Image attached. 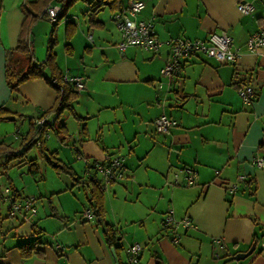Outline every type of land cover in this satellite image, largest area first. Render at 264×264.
I'll list each match as a JSON object with an SVG mask.
<instances>
[{"label": "crops", "instance_id": "crops-1", "mask_svg": "<svg viewBox=\"0 0 264 264\" xmlns=\"http://www.w3.org/2000/svg\"><path fill=\"white\" fill-rule=\"evenodd\" d=\"M29 1L0 0V106L9 111L0 119V141L12 149L20 148L27 133L25 119L28 130L57 96L44 77L13 90L4 78L6 53L16 46ZM120 1L123 7L127 3ZM143 1L137 17L153 21L162 42L155 51L118 48L115 11L108 7L95 14L96 22H90L88 8L70 12L74 5L55 21L39 17L29 37L33 60L42 62L51 53L62 76L84 78L72 102L80 117L64 111L67 140L61 148L49 129L46 154L53 152L81 178L92 172L101 182L95 162L115 155L124 160V177L104 184V221L115 229L120 247L107 243L103 223L93 213L84 214L90 209L87 188L69 176L72 182L43 187L33 215L0 210V264H128L133 243L141 246L137 264H228L251 246L253 251L238 261L264 264V167L252 161L264 160V45L255 52L245 46L251 33L264 29V0ZM244 1L253 4L251 12L238 9ZM68 20L75 24L69 39ZM213 31L231 38V48L238 49L235 61L221 63L199 53L171 76L161 74L169 40L205 38ZM242 84L253 88L250 103L238 94ZM161 114L176 126L157 131L153 122ZM25 155L12 161L23 163ZM185 165L195 171L193 184H186ZM7 168L2 165L0 174H8ZM31 175L42 178L40 167ZM240 175L245 182L238 181ZM232 182L238 186L229 192ZM8 184L28 194L10 178ZM169 211L175 223L164 225ZM185 216L192 225L180 222ZM33 239L38 252L20 248Z\"/></svg>", "mask_w": 264, "mask_h": 264}, {"label": "built area", "instance_id": "built-area-1", "mask_svg": "<svg viewBox=\"0 0 264 264\" xmlns=\"http://www.w3.org/2000/svg\"><path fill=\"white\" fill-rule=\"evenodd\" d=\"M143 7V0H127L122 10H117L112 13V18L120 32V39L116 44L118 48L124 49L127 45H134L146 50L155 51L161 45L162 42L158 39L154 31L153 21L151 19H140L137 17V14ZM238 9L241 12L249 13L253 10V4L246 1L240 2L238 4ZM43 12L47 19L55 21L60 12V6L58 4L49 3L43 8ZM167 43L169 45V56L160 69L161 74L167 76H171L179 69L183 60L199 53L212 56L221 63L233 62L238 55V49L231 48L232 40L225 31L210 32L205 38L188 39L176 37L169 40ZM263 45L264 29L251 33L245 43L246 48L252 52L257 51ZM62 78L63 81L72 83L77 91L82 90L84 87V78L81 75H64ZM52 83L57 85L55 79L52 80ZM238 94L244 103L252 102L255 96L252 86L248 84L240 85ZM153 123L155 129L159 132H165L177 124L174 119L165 114L156 117ZM41 124H45V132L47 135L51 121L45 117L36 119V125L40 126ZM37 144H39V142H37ZM252 161L258 166L264 167V160L262 158L255 157ZM93 169L96 173L101 175V180L104 184L119 180L125 175L124 164L120 156H113L106 160L95 162ZM182 171L186 178V184H193L195 178L194 169L185 165L182 167ZM92 174V172H88L87 176L91 177ZM238 181L245 182L246 177L240 175ZM237 186V182L229 183L226 190L233 192ZM0 199L8 202V212L10 215H15L18 212H23L25 215H28L36 212V207L34 205L36 198L34 196L22 197L16 190H12L8 185L4 186L2 191H0ZM84 214L90 217L92 212L88 209ZM163 221L164 225L175 223L171 211L165 214ZM180 222L185 226L192 225L191 219L187 216L183 217ZM260 239V249L264 254V233ZM127 249L129 252L128 264H137L139 252L141 250L140 244L133 243L128 246ZM228 264L241 263L234 259Z\"/></svg>", "mask_w": 264, "mask_h": 264}, {"label": "trees", "instance_id": "trees-1", "mask_svg": "<svg viewBox=\"0 0 264 264\" xmlns=\"http://www.w3.org/2000/svg\"><path fill=\"white\" fill-rule=\"evenodd\" d=\"M53 0H31L28 4L24 5L23 10L25 12V18L21 26V30L18 36L16 46L11 48L6 53V63L4 68V78L8 87L13 90L20 83L33 78L44 77L48 82L55 86L57 96L53 105L48 108L40 117L48 119L49 115L54 114V118L51 121L49 129H53L61 142L67 140L68 134L62 115L65 110L71 112L76 118L80 116L75 115L72 108V102L76 99L78 91L72 83L63 81V76L60 70L56 66L55 60L51 53L48 54L46 59L42 62H37L32 59L30 48V31L33 23L39 17H45L43 8L46 7ZM60 4V12L57 19L66 15L70 7L78 0H54ZM88 5V11L90 14V22H96L94 16L102 8L108 7L111 11L122 10L123 6L120 0H84ZM56 19V20H57ZM66 36L69 39L75 30L74 22L68 20L66 24ZM66 48L69 49V44H66ZM46 69L49 74H46ZM55 79L57 85L52 83ZM240 87V85H239ZM9 111L0 106V119L8 118ZM46 137L45 124L40 126L36 125V120L30 122V127L21 141V146L18 149H12L9 144L0 141V156H4L3 167L7 168L10 161L16 157H22L30 149L31 146L37 145L40 149V154L46 159L57 172L64 171L68 173L75 181V183L83 184L88 191V200L90 203V210L93 215L103 223V230L105 239L108 244L116 245L117 236L113 226L104 221V183L95 178L94 173L87 180L76 175L72 167L61 159L56 157L53 152L46 154V148L43 145ZM39 142V144H37ZM28 172L35 174L39 172V165L33 159L29 160ZM10 188L11 185L8 184ZM164 222V221H163ZM164 224V223H163ZM37 239H33L29 242L20 245L22 250H28V252H38L35 249ZM120 246L116 245L115 248ZM23 253V252H22ZM25 254V253H23Z\"/></svg>", "mask_w": 264, "mask_h": 264}, {"label": "rangeland", "instance_id": "rangeland-1", "mask_svg": "<svg viewBox=\"0 0 264 264\" xmlns=\"http://www.w3.org/2000/svg\"><path fill=\"white\" fill-rule=\"evenodd\" d=\"M74 6L71 8L72 12L75 10L77 14H80L81 11L85 10L88 8L87 3L84 0H78L76 3L73 4ZM105 13H107V9L104 10ZM68 112V111H67ZM72 123L74 121H71ZM29 120L25 119V124H24V130L23 132H27ZM72 125V124H71ZM69 125V127H71ZM49 131V130H48ZM52 131V130H51ZM51 133V132H50ZM49 134V133H48ZM51 135H53V138L56 139V135L52 132ZM47 138V136L45 137ZM53 142H56L54 139H52ZM59 144H62L60 140L58 141ZM49 144V143H48ZM50 145V144H49ZM64 145L62 144L61 148ZM119 155V154H118ZM117 156V155H115ZM121 158L122 156L119 155ZM36 157L38 160V164L40 167V172H41V177L39 179H35V177H32V175L28 172V167H29V161L30 159ZM63 157V156H62ZM27 163H25V162ZM122 161L124 163V160L122 158ZM3 163L0 160V169L2 168ZM8 174H0V191H2L3 187L8 185V178L12 179L18 188H23L24 191H26L28 194H20L22 197H28V196H34L36 201L39 199V194H43V187L44 186H49L52 187V189H55L56 187H59L65 183H68L71 181V178L69 177L70 175L64 171L57 172L50 164L47 163L46 159L41 156L39 153L37 145H33L30 147V149L26 152L25 159L19 163L18 161H12L10 162L8 168H7ZM101 176V175H100ZM74 181V180H73ZM72 182V181H71ZM12 190H15L14 187L11 188ZM34 205L36 207V212L39 210V204L37 207V203ZM39 202V201H38ZM0 210L2 212H6L8 210V202L5 200L0 199ZM35 212V213H36ZM33 213V214H35ZM33 214H28V215H33Z\"/></svg>", "mask_w": 264, "mask_h": 264}, {"label": "water", "instance_id": "water-1", "mask_svg": "<svg viewBox=\"0 0 264 264\" xmlns=\"http://www.w3.org/2000/svg\"><path fill=\"white\" fill-rule=\"evenodd\" d=\"M254 249V246H251L247 252L244 253H237L234 258L239 260L245 258L247 255H249Z\"/></svg>", "mask_w": 264, "mask_h": 264}]
</instances>
